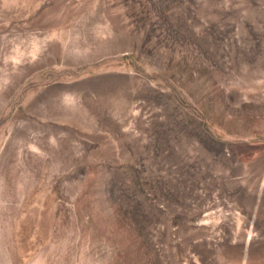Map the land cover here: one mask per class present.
Segmentation results:
<instances>
[{
  "label": "rangeland",
  "instance_id": "1",
  "mask_svg": "<svg viewBox=\"0 0 264 264\" xmlns=\"http://www.w3.org/2000/svg\"><path fill=\"white\" fill-rule=\"evenodd\" d=\"M0 264H264V0H0Z\"/></svg>",
  "mask_w": 264,
  "mask_h": 264
}]
</instances>
